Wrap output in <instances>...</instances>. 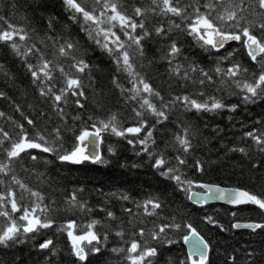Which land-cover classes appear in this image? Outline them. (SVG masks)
Wrapping results in <instances>:
<instances>
[{
  "label": "snow or ice",
  "instance_id": "1",
  "mask_svg": "<svg viewBox=\"0 0 264 264\" xmlns=\"http://www.w3.org/2000/svg\"><path fill=\"white\" fill-rule=\"evenodd\" d=\"M61 3L68 21L66 26L78 27L90 42L89 47L100 49L113 64L111 85L119 91L127 115L110 110L103 118L96 114L83 115L95 68L87 50H82L71 31H57L56 16H49L46 22L41 18V26H35L17 25L0 15V47L7 48L20 61L37 95L50 109L49 112L41 108L30 115L12 102L23 122L0 111V119L7 122L5 127H0V246L23 244L41 230L55 228L66 234L76 264H90V257L103 256L106 251L116 258V264H157L161 249L176 243L170 235L176 232L182 234L181 239L189 247L183 259H170L167 264H211L209 242L191 223L177 222L175 216L162 218L165 200L159 195L149 193L138 201L122 191L101 193L134 205L121 206L122 217L114 229L111 222L118 217L107 207L100 208L105 213L103 220L93 218L81 224L78 219L69 218L57 225L53 213L93 212L88 201L80 198L79 193L84 189L65 194L61 208L18 174V170L31 174L41 162L51 163L45 154L61 164L106 163L98 151L106 134L125 141L134 150L138 148L135 155H147L159 176L172 181L175 190L184 192L193 204L223 201L233 206L230 213L233 218L240 215L242 206H254L260 219L245 223L237 220L231 228L264 232V193L198 183L184 175L182 169L186 167L201 173L205 170L203 161L197 159L189 165L188 160L195 150L197 129L177 118L175 130L165 141V149L169 146L175 149L172 156L159 149L155 138L157 126L171 123L176 113H235L242 104L264 101V0H61ZM181 35L209 53L213 66L205 68L184 57L179 46ZM153 42L159 44L154 51L150 48ZM232 43L239 47L229 51ZM241 53L244 56L238 60L236 57ZM181 57L182 63L178 62ZM244 57L250 66H245ZM158 61L166 62L169 82L174 81L182 90L180 93L169 91L165 95L163 85L158 88L151 82L152 77L145 69ZM0 75L13 79L2 63ZM125 81L129 86H125ZM217 91L223 94H215ZM227 95L236 96L237 102L228 101ZM0 99L10 98L0 91ZM94 102L97 110L104 113L103 97ZM73 107L76 115L71 119L80 122L75 131L66 122L67 109ZM53 117L59 123L50 128ZM8 125L10 130H6ZM241 128L244 129L242 142L250 141L249 147L264 155V119L247 128L242 124ZM68 131L73 133L70 147H66L64 135ZM230 151L247 154L248 148L234 146ZM108 152L114 155L115 149L109 147ZM29 161L33 163L25 167ZM193 187L202 191H193ZM123 217L128 218L130 231L124 227ZM148 217L160 222L153 221L151 229L141 227ZM205 220L221 231L228 230L213 216H206ZM105 223L108 230L101 231ZM113 234L123 243L108 249ZM38 248L52 255L57 252L53 239L43 240ZM247 256L248 264H256L254 252H248ZM230 259L235 264V256Z\"/></svg>",
  "mask_w": 264,
  "mask_h": 264
},
{
  "label": "trees",
  "instance_id": "2",
  "mask_svg": "<svg viewBox=\"0 0 264 264\" xmlns=\"http://www.w3.org/2000/svg\"><path fill=\"white\" fill-rule=\"evenodd\" d=\"M0 15L6 16L11 22L21 25L32 23L35 26H41L46 22L49 16H56L57 31H71L80 41L82 50H87L88 58L92 62L95 72L93 74L94 83L88 89V100L85 102L86 110L83 115L89 114L103 116L110 111H120L127 115L125 105L123 104L118 90H114L111 85V77L115 72L113 64L109 61L106 54L95 48L89 47L90 42L86 36L81 33L76 26L67 27L66 13L61 0H0ZM180 47L183 49V56L197 61L203 67H212L213 57L209 53L195 45L194 41L181 35L179 37ZM159 44L153 42L150 45L152 51L157 49ZM238 44L232 43L228 50L238 48ZM152 51L149 52L151 57ZM244 54L236 58L239 60ZM178 62H183V57ZM245 66H250L247 58L244 57ZM0 63L4 69L12 76V80L6 79L0 75V91H4L10 99H0V111L13 116L17 121H22L20 113L15 112L13 103L19 104L26 114L35 115L36 111L43 108L45 111L50 109L37 95L31 84V78L20 66V61L15 58L7 48L0 47ZM225 66H227L225 64ZM167 64L163 61L150 66L145 71L152 77L151 82L158 88L163 85V94L167 95L169 91L180 93L182 90L176 87L175 82H169L166 73ZM125 86L127 82L125 81ZM171 83V88L169 87ZM191 91V89H189ZM227 91V89H225ZM215 94L223 93L217 91ZM103 97L105 105L104 113L97 110L95 99ZM226 99L236 103L238 98L234 95H227ZM31 106V107H30ZM69 116L66 117L67 124L73 131L79 126L80 122H73L71 117L76 115L75 108L67 109ZM186 120L194 129L199 131L193 143L195 150L188 156L189 165L199 159L204 162V172L195 171L191 167L182 169L188 179L196 182H205L219 184L223 186H234L246 189L250 192L264 193V155L258 153L254 147H249L250 141L242 142L241 128L243 124L246 128L251 126L257 120L264 119V101H258L255 104L241 105L235 113L219 111L215 113H176L172 116V122H166L164 126H157L155 138L159 149H165V141H168L171 132L175 130L177 118ZM58 121L53 117L49 127H56ZM7 122L0 119V127H5ZM43 126V120L41 121ZM10 130V125L6 127ZM72 131L66 132V147L71 146ZM234 146H244L248 148L247 154L230 151ZM113 147L115 154L108 152V148ZM125 141L119 138L105 135L101 144V154L107 161L102 164H93L85 162L79 165L61 164L55 161L53 157L45 154V158L51 160V163L37 166L36 171L28 173L18 170L19 176L33 188L40 189L50 200H55L63 208V198L65 194H71L74 189H84L79 193L80 198L87 200L93 208L90 214H84L73 211H61L53 213L56 217L57 225L65 220L78 219L81 224H86L90 219L103 220L105 213L100 208L107 207L112 210L118 219L111 222L114 229L119 224V218L122 217L121 206L134 207L130 202H122L117 199L106 197L101 193L108 194L113 192H125L136 200H143L149 193L161 196L165 200V207L161 212V217L169 219L175 216L177 222L191 223L194 228L210 244V262L211 264H233L230 257L235 256V264H248V252L255 253L256 264H264V232L255 233L248 229H232L231 224L234 221L258 220V210L254 206H242L240 215L233 218L230 213L234 210L233 206L222 203H208L203 206L193 204L187 200L186 194L175 190L172 181H167L151 167L152 161L147 155L137 156L135 151ZM168 156L175 154V149L169 146L165 149ZM33 162L29 161L28 167ZM135 164L137 167H132ZM123 165V166H122ZM256 165V167H253ZM43 173V176L39 174ZM196 188V187H193ZM163 194V195H161ZM206 216H213L218 220L227 231H221L215 225L208 224ZM124 227L131 230L127 224V217ZM140 218H138L139 220ZM144 224L140 225L146 229H151L153 221L159 223L154 217L144 218ZM137 220V222H138ZM108 230V224L105 223L100 229ZM171 238L176 241L174 245L164 246L161 249V255L157 258V264H167L172 260L183 259L186 249L181 239V233H170ZM45 239H53L56 244V255L45 251L41 252L38 244ZM127 239V237H125ZM123 242L114 234L110 237L107 245L108 249L113 246H119ZM76 264V261L70 255V244L66 234L57 232L55 228L41 230L35 235L34 239L26 240L23 244L13 245L9 248L0 246V264ZM90 264H116V258L108 251L103 256L90 257Z\"/></svg>",
  "mask_w": 264,
  "mask_h": 264
},
{
  "label": "water",
  "instance_id": "3",
  "mask_svg": "<svg viewBox=\"0 0 264 264\" xmlns=\"http://www.w3.org/2000/svg\"><path fill=\"white\" fill-rule=\"evenodd\" d=\"M98 151H99L100 154H101V145H100ZM101 155H102V154H101ZM199 183L211 184V185H218V186L223 187V188H234V186H223V185H219V184L205 183V182H199ZM241 189H243V188H241ZM193 191H202V190H201V189H195V188H194ZM207 203H222V204H226V203L223 202V201H217V200H210V201H208ZM207 203H205V204H207ZM205 204H203V205H205ZM196 205H198V206H203V205H199V204H196ZM226 205H228V204H226ZM229 206H231V205H229ZM234 222H236V221H234ZM239 222H240V223H245V222H248V221H239ZM240 229H243V228H240ZM183 244H184L185 249H186V252H187L189 246H188L184 241H183Z\"/></svg>",
  "mask_w": 264,
  "mask_h": 264
}]
</instances>
